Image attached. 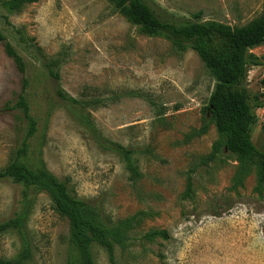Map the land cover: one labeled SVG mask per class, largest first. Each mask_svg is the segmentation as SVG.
I'll return each instance as SVG.
<instances>
[{
  "label": "rangeland",
  "instance_id": "rangeland-1",
  "mask_svg": "<svg viewBox=\"0 0 264 264\" xmlns=\"http://www.w3.org/2000/svg\"><path fill=\"white\" fill-rule=\"evenodd\" d=\"M0 0V169L21 146L27 121L17 101L23 94L37 121L24 162L43 161L79 198L92 200L110 221L138 217L137 238L166 230L169 240H136L132 253L115 249L119 264H264V188L253 167L237 182L241 164L228 153L209 157L218 140L205 108L215 79L191 48L177 51L163 36L145 34L110 0H40L9 12ZM162 20L217 21L245 26L261 16L264 0H146ZM10 43L23 58L21 72L6 53ZM244 87L257 116L252 140L264 151V44L249 51ZM258 64H254L256 61ZM58 72L50 73V64ZM81 101L108 98L90 111L97 134L137 150L140 173L132 179L124 160L76 123L57 95ZM192 198H184L189 180ZM24 187L0 180V222L19 210ZM29 229L35 245L30 264H67L70 222L51 196L31 190ZM20 241L0 234V259L15 257ZM97 264H110L94 246Z\"/></svg>",
  "mask_w": 264,
  "mask_h": 264
},
{
  "label": "trees",
  "instance_id": "trees-1",
  "mask_svg": "<svg viewBox=\"0 0 264 264\" xmlns=\"http://www.w3.org/2000/svg\"><path fill=\"white\" fill-rule=\"evenodd\" d=\"M40 0H7L3 4L9 12L20 11L28 4ZM117 10L123 13L130 22L141 27L150 36H163L177 51L183 52L191 48L205 66L209 69L216 83L205 108L209 122L215 124L218 140L209 157L228 153L241 164L239 182L242 177L255 167L258 170L257 191L264 188V151L257 148L252 140V133L257 116L250 103L249 94L244 87L247 76V66L253 55L249 51L264 44V10L260 17L245 26H231L217 21L193 22L180 24L165 22L156 10L146 0H110ZM6 37L0 30V43ZM6 53L14 59L21 72L25 71L23 58L10 43L5 45ZM258 64L257 60L253 61ZM50 64V73L56 78L59 74ZM57 95L69 108L77 124L96 133V140L116 152L132 173V179L139 178L140 173L134 162L137 150L113 143L104 139L96 132L90 111L101 106H107L109 99L101 96H86L83 101L72 97L63 89ZM16 108L20 109L27 121L25 137L21 146L13 152L9 163L0 169V180L10 179L24 187L19 210L13 217L0 222V234L10 233L20 241V251L10 259H0V264H30L34 261L35 245L29 229V220L34 208L31 198L32 188L47 192L53 201L55 209L70 222L69 246L71 250L67 264H97L94 256V246H99L108 254L110 264H119L115 255L116 247L131 254L135 239H145L154 242L157 239L169 240L166 230H150L136 237L132 229L136 227L138 217L125 220L110 221L103 217L100 207L92 200L75 196L69 184L59 180L43 161L34 166L23 161L29 153V141L37 132V121L31 114L27 98L21 94ZM194 183L189 180L184 198H192Z\"/></svg>",
  "mask_w": 264,
  "mask_h": 264
}]
</instances>
